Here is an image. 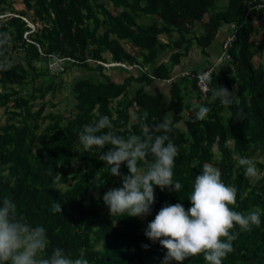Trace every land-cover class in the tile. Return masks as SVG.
I'll list each match as a JSON object with an SVG mask.
<instances>
[{"label":"trees","instance_id":"1","mask_svg":"<svg viewBox=\"0 0 264 264\" xmlns=\"http://www.w3.org/2000/svg\"><path fill=\"white\" fill-rule=\"evenodd\" d=\"M3 2L6 0H0ZM25 3L22 10L11 2L0 7V14H8L0 18V33L6 32L10 38L9 44L0 48V63L8 62L7 69L0 70V109L5 108L8 114L6 122L0 123V202L5 197L11 199L18 218L46 229L49 243L45 256L60 247L89 264H145L151 256L161 264L166 254L159 242L145 236L142 217L111 216L103 202V195L121 180L99 159L102 150L82 149L78 134L83 126L106 115L113 128L102 131L125 137L141 135V123L154 126L164 119L170 121L172 131L167 135L179 149L172 179L182 187L177 192L154 188L156 202L147 215V225L166 204L181 203L186 210L191 207L188 198L195 177L210 163L221 171L223 183L237 189L232 210L243 214L258 211L261 219L260 226H253L250 232H242L238 226L232 230L238 233L234 250L222 264H264V175L256 182L246 178L236 159L246 156L255 163L254 156L264 157V34L260 40L253 39V34L261 31L255 15L264 22V0ZM110 3L116 13L108 7ZM27 16L38 22L36 32L29 35L32 41L25 37L30 30L24 19ZM148 16H152L150 22L144 21L148 24L139 22ZM225 25L232 26L236 38L223 61L226 65L215 68L209 84L210 88L235 89L239 107L246 113L240 121L234 119L235 106L225 107L219 101L209 104V92L203 98L197 75L210 67H193L189 74L178 77L172 74L194 46L206 51ZM176 33L179 37L175 38ZM163 34L168 36L167 42L161 40ZM124 42L131 44L132 51ZM18 51H24L21 58L16 57ZM105 52L111 53L114 62L133 66L126 67L131 73L123 81L106 71ZM163 54L170 56L159 63ZM55 56L63 60L53 68ZM38 62L43 65L37 66ZM74 67L90 72L75 79L74 112L45 114L46 103L36 107V101L60 88L62 81L58 83L56 75ZM135 68L138 73L131 70ZM39 78L42 84L37 86ZM157 79H172L170 96L146 91ZM134 83L137 87L132 89ZM191 95L193 102L187 98ZM200 106L211 109L202 121L195 119ZM186 109L191 111L188 118L183 116ZM120 171L129 174L126 164ZM55 203L61 204V212L52 211ZM145 244L148 249L142 247ZM184 264L206 262L200 255Z\"/></svg>","mask_w":264,"mask_h":264},{"label":"clouds","instance_id":"2","mask_svg":"<svg viewBox=\"0 0 264 264\" xmlns=\"http://www.w3.org/2000/svg\"><path fill=\"white\" fill-rule=\"evenodd\" d=\"M9 42L8 34L0 33V48ZM7 67V61L0 63V70ZM208 92L209 104L219 101L225 107L235 106L234 119H244L246 113L239 107L240 99L235 89L229 91L217 86L209 88ZM210 111V107L200 106L195 119L204 120ZM140 127L141 135L125 137L112 131L105 133L102 130L113 128L105 115L95 123L83 126L78 134L82 149L85 152L102 150L99 159L109 166L113 177L121 180V187L107 191L102 197L111 216L146 217L156 202L155 187L162 192L169 188L177 192L182 187L172 179L179 149L167 135L172 131L170 121L164 119L154 126L141 123ZM155 132L163 134L154 135ZM149 155L152 160L148 159ZM236 159L246 178H258L259 172L252 159L246 156H237ZM122 164H126L128 175H122ZM236 197L237 189L222 182L221 171L205 163L201 174L195 177L188 198L191 207L186 210L181 203L166 204L145 229V236L153 243L159 242L166 250L161 264H171L172 261L184 264L185 260L200 255L206 264H222L234 250L233 242L238 233L232 230L238 226L240 231L250 232L253 226L261 224L258 211L243 214L232 210L230 205L236 204ZM52 211L61 212V204H53ZM48 243L43 226H33L26 219L18 218L17 206L11 199L5 197L0 202V264H89L88 260L73 258L60 247L45 256ZM142 247L148 249L149 245Z\"/></svg>","mask_w":264,"mask_h":264},{"label":"rangeland","instance_id":"3","mask_svg":"<svg viewBox=\"0 0 264 264\" xmlns=\"http://www.w3.org/2000/svg\"><path fill=\"white\" fill-rule=\"evenodd\" d=\"M14 3L15 7L18 9V10H22L26 7V3H25V0H6V2H3L0 4V7H5V6H8L9 3ZM227 2V0H224L223 3ZM108 7L114 12L116 13L117 10L114 8V5L112 3H110L108 5ZM256 16V15H255ZM28 19H30L29 16H27ZM256 24L258 26H261L260 29V33L259 34H253V39L255 40H260L262 35L264 34V22L257 19V16H256ZM152 20V16H148V17H145V18H141L139 19V22H142L144 23L145 22H150ZM144 24H148V23H144ZM176 37H179V35L176 33ZM161 40L164 41V42H167L169 40L168 36L163 34L160 36ZM125 44V47L128 49V50H131L132 51V48H131V45L124 42ZM135 51H136V48H133ZM24 51H18L16 53V57L17 58H21L22 55H23ZM104 56H105V59L107 60V62H105V67H106V71H118V73H126V72H130V70H128L126 67L124 66H120V65H116L112 59V55L111 53L109 52H105L104 53ZM255 60L256 62H258L260 60V56L257 55L255 57ZM128 67H129V64L128 63H125ZM41 66L43 65V63H37V66ZM193 67H195V64L192 65ZM130 68V67H129ZM136 69V70H135ZM135 69H131L132 71L138 73L139 70L137 68ZM55 73V72H54ZM57 73V72H56ZM89 71H86L82 68H77V67H74L70 70H67L63 73H59L58 75H56V78L55 80L59 83H61V86L60 88H58L55 92H49L46 94L45 98L42 100V99H38L36 101V107L45 102L46 103V108H45V111L44 113L47 114V113H50V112H54V113H64L66 115H70L74 112V109H75V105H76V99L74 97V94H73V84L75 82V79L79 76H88L89 75ZM42 84V79L39 78L37 81H36V85H40ZM17 88H21L20 86H16ZM137 87V83H134L133 88ZM29 89H32L33 86H28ZM192 96V95H191ZM36 109V108H35ZM187 110V109H186ZM184 111L183 113V116L185 118H187L189 115L187 113V111ZM169 114V113H168ZM0 115L2 117V119L0 120V123L1 124H4L7 120V117H8V114L5 112V108H1L0 109ZM169 118H171V115L169 114L168 115ZM50 120H48L44 126L49 122ZM231 145L233 144L232 141L229 142ZM217 157H220V155L218 154ZM254 161H255V165L258 169V172H259V176L258 178L254 179L253 181L256 182L258 179H260L263 175H264V167H262L261 165H259V163H263L264 164V157H258V156H254L253 157ZM83 169V167H82ZM71 182L65 184V186H69ZM122 184H119L117 187L115 188H119L121 187ZM143 219V222H144V226L147 227V216L146 217H142ZM176 264V262L174 263L173 261L171 262V264ZM145 264H158L157 263V257L156 256H151Z\"/></svg>","mask_w":264,"mask_h":264},{"label":"crops","instance_id":"4","mask_svg":"<svg viewBox=\"0 0 264 264\" xmlns=\"http://www.w3.org/2000/svg\"><path fill=\"white\" fill-rule=\"evenodd\" d=\"M222 2L224 0H221ZM256 18V16H255ZM258 19V18H257ZM256 22V19H255ZM232 26L225 25L220 29V33L218 34L215 42L207 48V50H203V48L197 46H194L190 53L187 56H184L182 58V62L180 65H177L174 67V70L172 72L174 77H178L180 74H183L185 72H189L195 64V67L200 66V67H215L218 70L222 69L223 66V41H225V38L227 35L232 31ZM198 33L202 31L201 27L196 29ZM175 34V38H176ZM131 45V44H130ZM170 54H163L161 58L159 59V63L162 61H167L169 58ZM109 74H112L115 80L118 81H123L124 77L130 74V72L126 73H118V71H109ZM172 79L171 80H154L151 84H149L146 87V91L151 93V94H164L165 96H170L171 95V87H172ZM190 102L195 101L193 95L187 97ZM188 115H190L191 111L186 110ZM170 115H172V112H168ZM184 113V112H183ZM168 114V115H169ZM189 117V116H188ZM187 117V118H188Z\"/></svg>","mask_w":264,"mask_h":264},{"label":"built area","instance_id":"5","mask_svg":"<svg viewBox=\"0 0 264 264\" xmlns=\"http://www.w3.org/2000/svg\"><path fill=\"white\" fill-rule=\"evenodd\" d=\"M6 15H8V14H0V18L5 17ZM24 19L28 22L29 27H30V30L25 33V37H27L29 41H32L31 38H29V35L32 34V33H34V32H36V30L38 28V22L33 21L31 19H28L27 17H24ZM235 38H236V34H235V32H232V31L225 38V41H224V51H223V55H222V59L223 60H226L229 57L228 50L232 46V43L235 40ZM54 59L55 60L51 63V66L53 68H56V67L59 66V63L63 59H61V58H59L57 56H55ZM115 64L116 65H120V66H124V67H128L125 63H120V62L117 63L116 62ZM104 65H106L105 62H104ZM135 66H138V65H135ZM129 67L130 68H133V66H131V65H129ZM214 70H215V67H210L206 71L200 72L197 75V78H198V81L197 82H198V85H199V87H200V89L202 91L203 98H206L207 97L208 89L210 88L209 81L212 78V73H213ZM186 74H189V72L183 73V75H186Z\"/></svg>","mask_w":264,"mask_h":264}]
</instances>
